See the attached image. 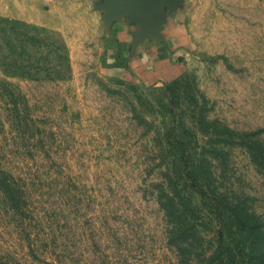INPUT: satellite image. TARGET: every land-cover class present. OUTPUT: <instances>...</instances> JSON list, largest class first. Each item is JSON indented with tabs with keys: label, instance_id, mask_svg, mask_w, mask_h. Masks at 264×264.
Returning a JSON list of instances; mask_svg holds the SVG:
<instances>
[{
	"label": "rangeland",
	"instance_id": "1",
	"mask_svg": "<svg viewBox=\"0 0 264 264\" xmlns=\"http://www.w3.org/2000/svg\"><path fill=\"white\" fill-rule=\"evenodd\" d=\"M172 1L154 22L166 64H103L100 6L0 0V19L60 38L70 67L47 82L0 66V172L27 211L24 223L0 192L6 264H176L156 198L176 160L226 173L264 224V166L240 144L264 150V0Z\"/></svg>",
	"mask_w": 264,
	"mask_h": 264
},
{
	"label": "trees",
	"instance_id": "2",
	"mask_svg": "<svg viewBox=\"0 0 264 264\" xmlns=\"http://www.w3.org/2000/svg\"><path fill=\"white\" fill-rule=\"evenodd\" d=\"M51 34L0 19V66L45 74L42 78L27 76L32 81L66 80L70 73L68 51L62 40ZM7 50H13L14 56L6 58ZM240 144L257 167L264 166V150L259 144L243 140ZM171 162L172 171L156 186V198L164 218L165 244L173 250L176 264H264V224L242 192L225 186L227 174L210 172L203 160L189 170H180V161ZM0 192L5 204L27 222L25 197L3 172ZM24 231L31 244L29 228ZM0 264H6L4 257Z\"/></svg>",
	"mask_w": 264,
	"mask_h": 264
},
{
	"label": "crops",
	"instance_id": "3",
	"mask_svg": "<svg viewBox=\"0 0 264 264\" xmlns=\"http://www.w3.org/2000/svg\"><path fill=\"white\" fill-rule=\"evenodd\" d=\"M90 2L100 6L102 21L106 24L103 64H136L137 61H142L137 64H166L170 60L162 29L154 27V22L167 21L175 15L174 1L88 0Z\"/></svg>",
	"mask_w": 264,
	"mask_h": 264
}]
</instances>
